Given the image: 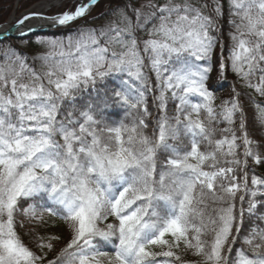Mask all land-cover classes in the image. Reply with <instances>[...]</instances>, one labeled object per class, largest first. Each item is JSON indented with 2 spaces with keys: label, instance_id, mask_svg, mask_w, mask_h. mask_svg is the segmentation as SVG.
<instances>
[{
  "label": "snow or ice",
  "instance_id": "6c2138e0",
  "mask_svg": "<svg viewBox=\"0 0 264 264\" xmlns=\"http://www.w3.org/2000/svg\"><path fill=\"white\" fill-rule=\"evenodd\" d=\"M99 3L0 25V264H264V0Z\"/></svg>",
  "mask_w": 264,
  "mask_h": 264
},
{
  "label": "trees",
  "instance_id": "16d2710c",
  "mask_svg": "<svg viewBox=\"0 0 264 264\" xmlns=\"http://www.w3.org/2000/svg\"><path fill=\"white\" fill-rule=\"evenodd\" d=\"M13 2H14V0H0V24H2L5 21V19L8 17V14L10 12V9H11ZM34 2H36V0H22V3L20 5V9H24L27 6H29L31 3H34ZM104 2L109 7V5H114L115 0H101L100 3L94 8V11L96 10L99 15H101L103 11L106 12L108 10V7L104 10H102V8H100L101 4ZM132 2L136 3V0H132ZM88 20L91 23L92 19H88ZM99 23H104V21L100 20ZM222 29L224 32V38L226 39L228 36V31H229L227 16H225L224 20L222 21ZM143 35L144 34L141 33V36H143ZM227 42L230 43V41H227ZM18 47H21V46L18 45ZM225 55H227V49L225 50ZM217 56H219V51H217ZM228 75H229V79L223 82V84L226 86H221L217 89V92H216L217 103L220 102V98H227L228 97V93L231 91L232 83L234 81H236L235 75L230 70L228 71ZM236 83H237V87L239 88V82L236 81ZM241 90L244 92H247L251 95L256 96V98L258 100L261 99L258 95H256V93L252 89L244 88ZM256 173H257V175L264 174V166H256Z\"/></svg>",
  "mask_w": 264,
  "mask_h": 264
},
{
  "label": "rangeland",
  "instance_id": "374dc122",
  "mask_svg": "<svg viewBox=\"0 0 264 264\" xmlns=\"http://www.w3.org/2000/svg\"><path fill=\"white\" fill-rule=\"evenodd\" d=\"M21 3H22V0H14L13 4H12V6H11L10 12H9V14H8V17H7V18L5 19V21H4L2 24H0V25H4V24H6L7 21H9L10 18H13L14 20L17 19V18H19L24 12H26V11H28V10H30V9H32L33 7L36 6V2H34V3H31L29 6H27L26 8H24V9H20V5H21ZM69 3H71V2H69ZM107 7H108V5L105 4V2L102 3L101 6H100V8H102V10L106 9ZM103 12H104V11H103ZM103 12H102V13H103ZM98 16H100V15L98 14V12H97L96 10L94 11V9H93L92 14H91V16L88 17V19H92L93 17H98ZM228 79H229V75H228V73H227V80H228ZM57 230H58V231H62V229H57Z\"/></svg>",
  "mask_w": 264,
  "mask_h": 264
},
{
  "label": "bare ground",
  "instance_id": "6f19581e",
  "mask_svg": "<svg viewBox=\"0 0 264 264\" xmlns=\"http://www.w3.org/2000/svg\"><path fill=\"white\" fill-rule=\"evenodd\" d=\"M68 2H72V0H68ZM33 8H34V7H33ZM33 8H32V9H33ZM13 21H14V19H13V18H10L9 21H7V23L4 24V25H7L8 23L13 22Z\"/></svg>",
  "mask_w": 264,
  "mask_h": 264
},
{
  "label": "water",
  "instance_id": "95a60500",
  "mask_svg": "<svg viewBox=\"0 0 264 264\" xmlns=\"http://www.w3.org/2000/svg\"><path fill=\"white\" fill-rule=\"evenodd\" d=\"M101 1V0H100Z\"/></svg>",
  "mask_w": 264,
  "mask_h": 264
}]
</instances>
